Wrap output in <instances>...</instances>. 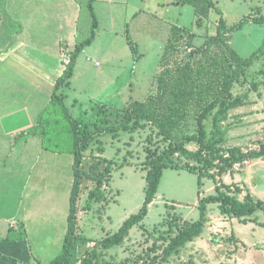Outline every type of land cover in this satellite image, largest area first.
<instances>
[{
    "label": "rangeland",
    "instance_id": "374dc122",
    "mask_svg": "<svg viewBox=\"0 0 264 264\" xmlns=\"http://www.w3.org/2000/svg\"><path fill=\"white\" fill-rule=\"evenodd\" d=\"M76 1L82 6L78 38L80 43H83L91 36L93 18L88 7L89 0ZM0 2L5 8L8 5L14 11L22 13L23 22L28 19L22 6L26 0ZM117 3H122L115 6L119 11L128 8L126 0H117ZM129 4V21L133 19L132 7L143 10L142 14L136 13L141 17L128 24L125 19L120 18L118 11L117 27L112 30L111 13L107 10L111 4L104 0L97 2V9H94L98 20L97 41L94 48L86 47L80 54L78 60L82 59L85 67L81 68L71 88L68 87L63 93L68 105L72 104L73 99H77L82 105L79 110L82 115H79L78 111L73 113L93 131L98 127H101L100 130L104 129L101 122L103 123L106 117L111 124H119L126 119L125 111L134 103L145 102L149 97L157 95L162 71L172 69L171 66H175V63L184 65L189 54L187 45L193 44L188 45L191 50L200 48L211 36L216 35L222 19L227 28L231 29L248 16L264 17V0H221L208 19L202 18L192 6H177L174 0H130ZM175 28L184 31L185 40L179 44L180 56L168 60L170 66H164L167 39L174 36ZM128 38L137 46L136 55ZM228 45L240 59H248L255 53L257 56L252 64L244 69L245 74L240 72L239 78L229 87V99L247 95L244 98L246 105L232 110L229 119L222 123V129L228 131L217 148L226 155L229 149L235 147L250 153L259 150L260 143L264 142V50L259 52L264 46V23H245L241 29L229 34ZM112 46V51L107 53ZM96 48L101 50V55H95ZM213 51L212 57L216 56ZM198 55L201 56L200 53ZM182 58L184 60L180 61ZM196 61L192 59V65ZM97 62L102 67L99 68ZM186 62L189 60L186 59ZM237 66L235 64V67ZM131 126L133 127L121 129L117 133L101 134L98 141L86 152L83 168L88 176L83 182L80 207L79 202L77 203L78 211L80 210L77 215L88 210L95 217L94 222L99 229V234L94 236L96 240L116 234L123 222L136 215L142 208L147 185V172L144 167L149 155H158L170 145L176 146L180 143L186 144L187 149L195 152L199 146L194 142L187 143V136L201 134L204 130L207 143L215 131L212 118L202 125L193 117L187 118L180 125L179 131L173 132L171 138L165 136L152 120H133ZM57 159L59 161L56 165L59 166L53 170V177L60 176L65 180H72L73 183L74 156L57 155ZM247 162L250 164L245 166L243 171L235 172L233 169L221 177L217 174V166L207 170L204 161L191 162L198 168L196 173L176 168L185 167L189 163L181 154H176L172 161V165L176 167L164 169L156 199L149 206L146 220L130 231L121 245L105 251L98 258H93L94 264L250 263V260L254 259L252 251L261 250L258 246L264 245V210L252 217L263 223V226L257 222V228H251L230 215H223L218 203H208L201 235L190 242L184 251L172 256L167 262L159 263V257L165 247L188 223L192 224L200 219V202L216 195L217 185L220 184L226 191L228 189L224 185L228 182L229 186L235 189H231L232 193L241 190V199L250 193L256 201H264V158ZM218 164L219 161L215 160L214 165ZM107 170L110 174L108 180H104L102 174H106ZM237 179L240 182H235ZM100 184L102 187L98 191L103 199H93V202L89 203L91 192ZM70 190L71 188L60 191L55 203L58 209L57 224L47 231L41 242L43 245L35 247L37 253L43 254L49 262L61 254L63 249L71 212ZM82 221L83 218L81 227H85L86 224ZM86 230L73 252V259H79L74 264L87 263L94 251H99V247H94L91 241L85 238L91 233V230ZM242 237L249 247L242 244ZM258 260L255 259L256 263L251 264L264 263Z\"/></svg>",
    "mask_w": 264,
    "mask_h": 264
},
{
    "label": "trees",
    "instance_id": "16d2710c",
    "mask_svg": "<svg viewBox=\"0 0 264 264\" xmlns=\"http://www.w3.org/2000/svg\"><path fill=\"white\" fill-rule=\"evenodd\" d=\"M94 2L95 0H89L88 3L93 18L91 36L83 43H80L71 54L70 63L66 66L64 73L55 84L51 101L38 118L44 148L54 153L73 154L75 156V179L70 200L71 212L68 220V231L64 239L61 254L49 264H74L79 261V259H73V252L76 241L79 238L77 203L81 196L83 182L88 176L83 168L84 159H86V152L98 141L101 134L117 133L121 129L133 127L131 126L133 120L137 122L152 120L153 124H157L161 128V132L168 138L172 137L173 132L179 131L180 125L190 117H193L200 125L205 124L212 118L215 128L213 136L207 143L205 142L204 130L201 134L187 136V143L194 142L198 144L199 149L195 152L187 149L186 144L180 143L176 146L170 145L158 155L153 154L148 156V162L144 167V170L147 172V185L142 208L136 215L125 221L116 234L100 241L99 251H94L92 258L87 263H83L85 262L83 260V264H94L93 258H98L105 251L121 245L130 231L146 220L149 215V206L156 199L164 169L176 167L172 165L176 154H181L189 162L185 167L176 168H183L189 172L196 173L198 168L191 164V162L204 161L207 170L217 166V174L221 175V177L232 171L236 163L264 158V142L260 143L259 150L250 153H245L240 147H235L229 149L228 155H226L217 148V145L223 142L224 136L228 131L222 129V123L229 119V114L232 110L246 105L244 98L247 95L229 99V87L233 81L239 78L240 72L245 74L244 69L250 66L253 59L257 56V53H255L248 59H240L238 54L228 45L229 34L241 29L249 21L257 24L264 23V17L253 18L248 16L231 29L227 28L225 21L222 19L216 35L211 36L200 48L189 52L186 58L189 62H186L185 59L184 65H181L180 62L175 63V66H171L172 69L167 68L162 71L157 95L149 97L145 102L134 103L131 108L125 111L126 119L122 120L119 124H111L110 120L106 117L103 123L101 122L104 129L100 130L101 127H98L94 131H91L88 128H83L81 123L76 121L70 114L62 91L64 88L69 87L75 73L77 60L83 49L90 46L95 40L98 20L94 10ZM174 3L177 6L189 5L194 7L196 12L205 19L210 17L211 11L217 6L213 0H174ZM183 32L181 29H174V36H172V39L166 45L165 58L163 60V62L165 61L164 66H170L168 60L180 56L181 48L179 44L183 42ZM128 40L133 53L136 55L137 46L130 38ZM191 44L188 45L192 46L193 44ZM188 45L187 48L190 47ZM212 50L216 52V56L214 55V57L211 56ZM263 50L264 46L259 49V52ZM199 53L201 56L198 55ZM192 59L197 60L193 65L191 63ZM183 60L182 58L180 61ZM235 64L238 66L235 67ZM188 107L189 109H187ZM215 160L219 161L218 165H214ZM109 174L107 170L106 174H102V178L108 180ZM224 186L228 190L224 191L223 187L219 184L216 186V195L201 200L199 207L200 219L195 223H188L187 227L165 247L162 256L159 257V263L169 261L172 256L179 254L188 243L201 235L208 203H218L223 215H230L245 224L258 222L252 217L259 211L264 210V201H256L250 193L241 199L239 196L240 189H238L237 193H232V186ZM100 187H102V184L91 192L88 199L89 203L93 202V199L98 201L103 199L99 195L98 189ZM233 190L235 189L233 188ZM259 224L263 226L262 223Z\"/></svg>",
    "mask_w": 264,
    "mask_h": 264
},
{
    "label": "crops",
    "instance_id": "0c3cea01",
    "mask_svg": "<svg viewBox=\"0 0 264 264\" xmlns=\"http://www.w3.org/2000/svg\"><path fill=\"white\" fill-rule=\"evenodd\" d=\"M98 1L95 0V10ZM104 1L111 4L107 10L111 13L110 28L113 30L117 27L116 13L119 11L115 6L122 3H117V0ZM213 1L216 5L221 2ZM126 2L128 8L119 11V14L129 24L140 18L136 13L142 14L143 10L132 7L133 19L129 21L130 0ZM0 6V264H49L52 260H46L43 254L37 253L35 247L42 246L47 231L56 226V200L61 190L71 188V196L75 172L73 183L60 176L53 177V170L59 166L56 165L59 161L57 155L66 154L44 148L38 118L51 101L55 84L66 69L64 60L71 57L80 45L78 24L82 6L76 0H26L22 5L25 9L23 12L28 16L25 22L22 21V13L8 5L5 8L2 3ZM163 20L167 22L165 18ZM171 39H167V44ZM96 41L97 34L94 42L87 47L94 48ZM113 47H109L107 53ZM94 53L102 54L98 48L94 49ZM96 65L102 67L99 62ZM83 66L82 59L77 60L69 88L77 80ZM67 88L63 89V93ZM65 103L73 118L83 128L91 130L88 124L84 125L85 122H81L83 120L76 118L73 113L78 111L82 115L79 111L82 105L78 100L73 99L72 104L68 105L65 98ZM79 214V238L75 249L86 234V229V232L91 230V233L85 238L98 248L104 238H94L99 234L95 217L88 210ZM81 218L85 227H81ZM256 224L248 223L251 228H257ZM242 241V244L249 247L245 238L242 237ZM258 248L261 250L252 251L254 259L251 262L258 258V261L264 262V245Z\"/></svg>",
    "mask_w": 264,
    "mask_h": 264
},
{
    "label": "built area",
    "instance_id": "2783aa9c",
    "mask_svg": "<svg viewBox=\"0 0 264 264\" xmlns=\"http://www.w3.org/2000/svg\"><path fill=\"white\" fill-rule=\"evenodd\" d=\"M189 50V52H191L192 50L190 48H187ZM71 61V57H66V59L64 60V62L68 65ZM250 163L247 162V161H244V162H239V163H236L233 167L234 171L235 172H240V171H243L244 170V167L249 165Z\"/></svg>",
    "mask_w": 264,
    "mask_h": 264
}]
</instances>
